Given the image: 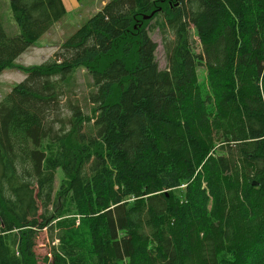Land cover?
Returning a JSON list of instances; mask_svg holds the SVG:
<instances>
[{
    "label": "trees",
    "instance_id": "trees-1",
    "mask_svg": "<svg viewBox=\"0 0 264 264\" xmlns=\"http://www.w3.org/2000/svg\"><path fill=\"white\" fill-rule=\"evenodd\" d=\"M11 8L0 74L67 13ZM27 73L0 101V264H264V0H110Z\"/></svg>",
    "mask_w": 264,
    "mask_h": 264
},
{
    "label": "rangeland",
    "instance_id": "rangeland-1",
    "mask_svg": "<svg viewBox=\"0 0 264 264\" xmlns=\"http://www.w3.org/2000/svg\"><path fill=\"white\" fill-rule=\"evenodd\" d=\"M67 8V13L63 18L56 22L51 29L41 36L36 42L22 53L14 62L13 66L6 68L0 74V101L13 88L14 85L23 81L27 77V68L43 63L49 59L54 52L70 37L78 28L84 25L103 5L110 0H63ZM0 17L9 36H16L20 33V28L13 16L11 0H0ZM153 39L158 42L157 59L161 68H166L168 61L162 45V38L158 32H152ZM194 35H196L194 33ZM197 42L199 41L198 38ZM200 50V47L198 48ZM200 78L204 79L207 71L204 66L199 68ZM79 76V95L83 92L86 82L85 71L80 70ZM206 81V78H205ZM55 187L58 188L61 180L64 179L62 169L57 171ZM50 239L47 230H43L38 238L36 247L40 260L48 254Z\"/></svg>",
    "mask_w": 264,
    "mask_h": 264
}]
</instances>
